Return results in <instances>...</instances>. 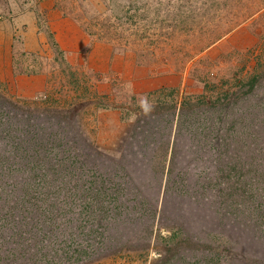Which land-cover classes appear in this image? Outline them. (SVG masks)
<instances>
[{
  "label": "rangeland",
  "instance_id": "1",
  "mask_svg": "<svg viewBox=\"0 0 264 264\" xmlns=\"http://www.w3.org/2000/svg\"><path fill=\"white\" fill-rule=\"evenodd\" d=\"M255 6H259L256 13ZM0 22L11 30L10 52L0 63V110L22 116L27 109L31 115L24 119L38 125L34 136L0 131V203L6 199L1 193L4 187L14 194L17 185L36 183L37 178H31L32 166L47 154L39 149L40 144L48 138L58 143L75 136L110 154L120 152L122 163L130 161L135 173L137 167L134 193L142 190L155 215L152 219L144 216V225L139 224L143 231L132 236L125 231L128 244L143 239L137 248L114 243L113 251L103 247L100 252L91 247L88 251L97 254L76 264H163L161 258L169 247L165 240L173 231L187 225L194 235L203 233L198 219L205 217L204 198H181L185 210L178 212H170L164 202L169 196L166 175L161 178L159 171L166 172L169 165L172 143L168 144L167 159L162 143L174 138L171 130L164 128L156 135L152 158L151 147L133 148L122 142L123 134L131 129L132 139L145 119L156 122L151 114L163 112L165 105L152 103L163 100L165 92L150 93L168 84H178L182 94L200 95L198 100L203 97L198 103L201 109L209 99L217 100L218 106L220 98L224 100L227 92L235 90L240 95L233 100L239 113L232 119L238 122V129L242 119L255 133L264 123V0H0ZM27 39L39 40L42 46L25 48L22 43ZM246 80L255 81L252 90L244 86ZM53 131L58 133L51 135ZM22 148L29 149L30 164ZM144 150L147 158H143ZM132 152L140 159L138 166H133ZM10 161L12 170L6 171ZM184 163L186 176L204 174L199 160ZM9 175L14 176L13 181L8 180ZM215 235L205 238L223 254L224 264H264L263 237L250 239L253 235L249 233L246 242L254 244L245 242V258L238 259V237L231 231ZM60 238L66 246L81 240L76 236L70 241L69 234ZM149 239L150 248L145 250ZM78 245L87 246V242Z\"/></svg>",
  "mask_w": 264,
  "mask_h": 264
},
{
  "label": "trees",
  "instance_id": "2",
  "mask_svg": "<svg viewBox=\"0 0 264 264\" xmlns=\"http://www.w3.org/2000/svg\"><path fill=\"white\" fill-rule=\"evenodd\" d=\"M254 10L258 12L259 6H255ZM81 27L88 30L84 23ZM244 83L250 90L255 86V81L246 80ZM160 89L164 90L165 97L152 105H159L161 101L165 105L164 111L151 114L156 122L145 119L138 124V129L134 130L133 138L137 135L135 139L130 138L132 130L127 129L122 142L133 148L151 147L152 158V152L156 151L153 148L157 143L156 135L169 128L174 138H165L162 144L164 159H167L168 144L172 143L171 157L166 172L159 171L161 178L166 175L164 180L169 196L168 201L167 196L164 198L165 205L170 212H178L177 209H184L181 198L205 200L202 209L205 217L198 219L203 233L194 235L187 225L173 231L167 241L164 239L169 247L161 258L164 260L162 263L224 264L223 254L215 250L210 238H205L209 235L217 237L215 234L220 231H231L232 235L238 237L240 243L236 258L243 259L247 253L246 236L251 233L253 236L250 239L264 238V123L255 133L248 129L247 122L242 119L241 129L237 128L238 122L232 119L239 113L233 101L239 95L235 90L227 92L224 100L220 98L218 106L217 100L209 99L206 108L201 109L198 103H202L203 97L198 100L200 95L182 94L178 84L162 86L150 94ZM153 109H157V106ZM257 112L255 114L259 116ZM27 114L31 115V111L25 109L23 115L19 116L18 113L8 115L1 109L0 131H17V135L34 136L38 132V125L30 118L24 119ZM230 123L234 125V131ZM57 133L53 131L51 135ZM51 140L48 138L47 142L40 144L39 149L47 154L37 158L40 161L32 166L34 172H31V178H37L36 183L17 185L18 190L14 194L7 193V187L2 189L1 193L3 198L5 194L6 199L4 204L0 203V251L4 249L0 253V262L76 264V261L81 262L97 254L88 251L91 247L92 251L98 247L100 252L104 250L103 247L113 251L114 243L122 248H137L143 239L135 238V245L132 241L128 244L125 234L132 233V236L137 231H143L139 224L144 225V216L152 219L154 215V206L142 195V190L137 189L134 193L137 188V167L135 173V169H130V161L128 165L122 163L120 152H117L120 155L116 152L110 154L99 146H92L86 138H83V143L75 136L65 142L54 143ZM21 150L26 152L23 156L28 157L30 164L29 149ZM53 150L65 151L52 154ZM132 153L135 158L133 166H138L140 159L135 157V152ZM147 156L148 152L144 150L143 158ZM3 159L7 162L4 154ZM187 159L199 160L204 174L195 175L196 179L186 176L184 172L187 170L182 169ZM12 164L13 161H10L6 171L12 170ZM35 167L38 169L35 170ZM9 177L8 180H14V176ZM117 233L119 236L116 240ZM66 234H69L70 241L76 240V236L81 240L74 245H61L60 236ZM83 241L87 242V246L78 245ZM147 241V246H143L145 250L151 245L150 239ZM189 252L191 256H187ZM173 257L176 258L174 261Z\"/></svg>",
  "mask_w": 264,
  "mask_h": 264
},
{
  "label": "crops",
  "instance_id": "3",
  "mask_svg": "<svg viewBox=\"0 0 264 264\" xmlns=\"http://www.w3.org/2000/svg\"><path fill=\"white\" fill-rule=\"evenodd\" d=\"M10 29L8 26H4L2 22H0V63H3L4 60L6 59V53L10 52V42H9V37H10ZM22 46L25 48L30 47H35V46H42L41 41L36 40H28L22 43ZM30 52V51H28Z\"/></svg>",
  "mask_w": 264,
  "mask_h": 264
}]
</instances>
